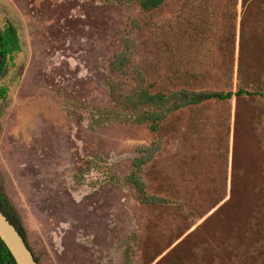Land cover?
Returning a JSON list of instances; mask_svg holds the SVG:
<instances>
[{
    "label": "rangeland",
    "instance_id": "rangeland-1",
    "mask_svg": "<svg viewBox=\"0 0 264 264\" xmlns=\"http://www.w3.org/2000/svg\"><path fill=\"white\" fill-rule=\"evenodd\" d=\"M137 1L0 0L19 36L0 77V185L40 264H264V0ZM112 83L259 94L179 109L152 132ZM153 143L140 176L168 204L126 180Z\"/></svg>",
    "mask_w": 264,
    "mask_h": 264
},
{
    "label": "trees",
    "instance_id": "trees-1",
    "mask_svg": "<svg viewBox=\"0 0 264 264\" xmlns=\"http://www.w3.org/2000/svg\"><path fill=\"white\" fill-rule=\"evenodd\" d=\"M165 0H138L139 6L149 11L159 7ZM19 49V36L16 28L11 22H6L4 26L0 25V77L8 68L10 56ZM127 62L126 55L121 53L111 63L114 71L124 69ZM254 90L237 88L236 90H195L181 88L169 92L161 90L151 91L147 87L140 86L136 90L125 93L121 88L112 83L109 85L110 100L126 113L132 115V121L136 123H147L152 132L159 130L162 121L171 113L189 106L199 105L207 101H226L232 97L254 96L257 95ZM159 145L153 143L150 146H141L138 148L139 156L133 160V168L127 175V182L134 188L135 196L138 201L152 205L168 204L171 201L165 197L148 193L146 184L140 176V170L154 156ZM0 210L7 219L15 226L26 245L30 249L35 261L40 264L39 258L33 252L27 236V231L22 221L20 212L15 202L7 191L0 185ZM0 264H17L12 254L0 238Z\"/></svg>",
    "mask_w": 264,
    "mask_h": 264
},
{
    "label": "water",
    "instance_id": "water-1",
    "mask_svg": "<svg viewBox=\"0 0 264 264\" xmlns=\"http://www.w3.org/2000/svg\"><path fill=\"white\" fill-rule=\"evenodd\" d=\"M0 238L17 264H38L15 226L0 210Z\"/></svg>",
    "mask_w": 264,
    "mask_h": 264
}]
</instances>
